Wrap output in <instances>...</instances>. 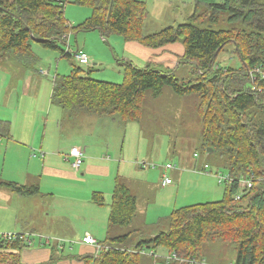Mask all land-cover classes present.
Segmentation results:
<instances>
[{
	"label": "trees",
	"instance_id": "1",
	"mask_svg": "<svg viewBox=\"0 0 264 264\" xmlns=\"http://www.w3.org/2000/svg\"><path fill=\"white\" fill-rule=\"evenodd\" d=\"M65 3L0 0V64L6 58L22 64L28 59L35 61L33 43L75 59L78 51L64 52L59 46L66 44L72 32L99 31L105 38L119 36L148 49L180 44V65L191 64L198 73L194 81L176 80L173 72L148 64L139 68L122 61L123 82L114 84L92 79L90 69L82 76V69L73 65L68 75H54L51 101L66 112L109 117L126 124L140 120L148 90L154 98L164 87L178 96L199 95L203 152L207 157L217 155L216 165L234 181L223 185L219 201L181 207L155 226L138 221L133 229L136 199L116 181L108 223L110 230H128L121 235L110 233L102 244L108 249L79 258L84 264H145L147 260L155 264L158 259L163 264H186L182 260L202 259L203 244L225 242L235 248L233 264H264V180L253 182L247 194L241 193L240 200H234L239 178H264V79L253 83L249 76L254 68L264 73V0H194V21H201L196 11L203 5L212 10L214 23L225 12L222 21L228 27L213 30L187 22L150 35L143 33L147 10L141 0H73V4L90 10V16L75 26L65 18ZM227 46H233L242 64L239 69L216 66L217 57ZM1 127L6 134L7 124L0 122ZM0 185L23 196L38 194L37 188ZM91 201L98 206L105 204L102 193L94 192ZM25 239L0 236V264H24L21 251L27 246ZM164 250L165 255L157 256ZM171 255L178 260L167 261Z\"/></svg>",
	"mask_w": 264,
	"mask_h": 264
},
{
	"label": "crops",
	"instance_id": "2",
	"mask_svg": "<svg viewBox=\"0 0 264 264\" xmlns=\"http://www.w3.org/2000/svg\"><path fill=\"white\" fill-rule=\"evenodd\" d=\"M65 1L66 3L63 4L64 15L72 26L81 23L90 16L88 8L73 5V0ZM100 37L106 45L112 47V42L107 43L112 36L105 38L100 34ZM119 43L115 42L114 44L120 46V58L139 68L151 64L153 61L159 65L172 64V69L177 68V58L183 52V48L177 44L160 49H148L124 40ZM172 46L177 47L178 53L170 51L173 49ZM110 50L113 59H117L118 55L115 49ZM76 51L84 52L90 57L89 53L77 46ZM172 55H175V60ZM33 56L35 61L28 59L25 64H18L11 60L12 58H6L0 64V122L6 123L8 127V129L6 127V134L2 127L0 128V184L12 183L38 190L36 195L23 196L0 185V236L10 234L16 235L18 238H26L25 243L30 248L33 245L31 239L33 234H43L52 237L60 251L61 257L55 264H84L80 258L84 255L94 254V248L83 243V238L86 235L91 236L102 246L109 237V232L112 235L124 232L119 228L110 230L108 223L111 193L116 181H120L126 186L136 199V217L133 218L130 229L137 228L136 222L138 221L147 226L154 225L152 221L145 223L144 214L138 210L135 189L123 181V178L132 175L125 172L127 171L126 167L129 166L128 170L134 172L135 169L144 170L145 164L141 161L143 162L142 166L138 163H135V167L132 166L131 160L125 161L124 154L113 149L110 145L113 142L111 133L116 130L122 131L124 142L129 123L122 124L113 118L87 115L83 112H66L54 104L51 101L54 76L50 81L47 80L51 68L47 67L45 70L41 69V66L36 67L39 58L34 53ZM58 65L59 63H56L57 68ZM99 65H103L102 60L93 64V66ZM256 70L257 68H254L253 83H256L261 77L260 72ZM113 78V80H120L121 77L117 75ZM103 119L106 127L113 126L114 128L104 136H99L98 126L102 127ZM138 145V150L144 149L146 144L143 138ZM73 147L80 148L83 152V163L78 169L72 167V158L69 157V151ZM110 150H115V153L109 157ZM139 156L138 159L143 158L141 154ZM166 165L172 166L171 164ZM166 165L162 167L164 171L175 170V168L165 170ZM162 168L152 165V170L147 174L152 177L159 173L157 169L161 170ZM207 170L208 166L205 163L197 167L194 174L209 178L210 176L207 175L216 178V175L220 174L217 171L212 174V171ZM174 173L178 174V172ZM180 177H183L182 173H180ZM256 179V182L264 180V178ZM163 180L164 177H161L159 186L153 185L149 183L146 176L145 193L153 194L155 188L165 192L166 190L163 188L172 186L173 181L171 184L163 186ZM150 181L152 182V179ZM130 182L132 181L130 180ZM197 182L198 179L194 178V183L197 184ZM217 184L224 185L219 184L218 181ZM193 190H195V195H198L197 197L214 196L210 189L193 188ZM168 191V197H175L171 203H167L173 209L167 211L170 208H166L165 212L171 213L179 208L176 207L177 200L187 199V195L179 197L180 191L174 188ZM94 192L103 194L104 206H98L91 201ZM248 192L249 190H247ZM164 198L165 195L159 196L162 204ZM209 202L210 200H205V203ZM154 216L157 218L156 223L168 217H160L156 213ZM60 240L68 241L70 246L73 245L77 250L76 254H67V258H65ZM166 252L164 250L157 256L161 257ZM51 254L52 251H48L47 246L40 243L36 249L21 251V262L24 264H46L50 260ZM146 254L152 259L149 253ZM161 261L158 259L155 264H163Z\"/></svg>",
	"mask_w": 264,
	"mask_h": 264
},
{
	"label": "rangeland",
	"instance_id": "3",
	"mask_svg": "<svg viewBox=\"0 0 264 264\" xmlns=\"http://www.w3.org/2000/svg\"><path fill=\"white\" fill-rule=\"evenodd\" d=\"M141 1L145 3L147 10V17L144 22L143 30L144 35H150L161 31L166 27L176 26L187 22L193 23L201 28L210 27L213 30H220L228 27L227 24L222 21L226 18L225 12L220 13V15L217 16L218 22L214 23L211 20L212 10H207L203 5H201L196 11L197 15H201V21H194L192 18V16L196 17L194 15V0ZM122 41V37L112 36L110 40L107 41V43H113L112 47H109L101 40L99 31H91L82 33L72 32L69 35L66 44L59 43L61 50L64 52H76L77 46L81 50H85L89 53L91 58L89 57L90 62L88 66H82L73 57H62L60 52L43 49L35 43L32 44V51L39 58L36 62V67L41 66V69L45 70L47 67L51 68L50 76L47 79L49 81L55 73L59 75H68L72 66L75 65V67L82 69V76H85L86 71L90 68V77L92 79L120 84L123 82V66L120 65L123 60L120 58L121 54H119L120 46H115L116 44L114 43H121ZM177 45L182 47L180 44ZM172 48L173 49L170 50L172 53H178L177 47L172 46ZM110 49H115L119 62L116 61L117 59H113ZM172 57L174 60L176 59L175 55H172ZM179 58H177L178 66L177 68L175 67L176 69L171 68L172 64L159 65L156 64L155 61L148 65H151V68L153 69L173 72V77L179 81L182 80L187 82L189 79L190 81L196 80L198 73L194 72L190 66L191 64L180 65ZM99 60L103 61V65L93 66V64H97V61ZM17 63L21 64V62ZM56 63H59L58 68L56 67ZM241 65L242 64L237 55L234 53L233 46H227L225 51L220 53L216 59V66H219L221 69H239ZM117 75H120V80H113V77ZM43 80L45 81L46 79ZM201 101L202 98L199 95L191 94L178 96L168 87H164L161 95L156 98H154L152 92L148 90L145 99L143 100L141 118L137 122H131L128 124L124 142L122 131L112 130L113 132L111 133V136L113 137V142H111L110 145H112L113 149L121 151V154H124V160H131L130 164L134 167L135 163H138L141 166L143 162L145 164L144 170L135 169L134 172L128 170L130 168L129 166L126 167L127 171L125 172L132 175L126 176L123 178V181L126 185H131L133 186V189H135L138 200V210L144 214L145 223H149L150 221L154 222V225L149 224V227L155 226V224L157 225V218L154 216L155 213L156 215H160V217H167L170 212H165L166 208H170L167 211L173 209L168 204L171 203L175 197H168L167 195L169 194L168 190H172V188L180 191L179 197L187 195V199L177 200L176 207L179 208L181 206L185 207L187 205L205 203V200L215 202L222 198L224 186L218 185L217 179L214 176L207 175L210 176L209 178L194 174V172L197 171V167H200L205 163L208 166L207 171H212V174H215L216 171L221 175L226 174L224 170L216 165L219 159L217 155L207 157L203 152L200 136L202 123L198 114ZM106 120L111 121L110 119ZM116 120L119 121L118 119ZM112 128L114 127H106L105 120L103 119L102 127L98 126L99 136H104ZM142 138L146 145H144L143 150H138V144ZM110 153L109 157L115 153V150H110ZM140 154L144 159H138ZM194 155H196V157H194ZM166 164H171L175 170L164 171L162 167ZM152 165L162 168V172L160 169H157L159 173L150 177V174H147V172L152 170ZM142 172H144V174H142ZM174 172H178V174L175 175ZM180 173L183 174L182 178L180 177ZM146 176L148 177L149 183H152L153 185L156 184L159 186L161 177L171 179L173 184L172 186H167L166 189L163 188V190H166L165 192H161L158 188H155L153 194L145 193L144 190L147 184L145 181ZM194 178H196V180L198 179L197 184L194 183ZM150 179H152V182ZM130 180L133 183L130 182ZM189 180L191 181L189 182ZM193 188L210 189L214 196H209V198L204 196L197 197L198 195H195V190H193ZM162 195H165L163 204L159 199V196ZM165 220L167 219L165 218ZM125 229L128 230L127 228ZM125 229L120 230L125 231ZM26 235L32 236L30 234ZM31 239L33 240L32 247L28 248L27 246L24 247L23 250L30 251L31 249H36L41 243L42 245L47 246L48 251H52L51 258L46 264H55L59 260L61 257L60 251L57 249L56 242H54L55 240L52 237L34 233ZM60 241V246L63 247V255L65 258H67V254H76L77 250L73 245L70 246L68 241ZM201 252V257L205 259L207 264H233L236 254L233 244L225 242L205 243L202 246ZM148 263L147 261L145 262V264Z\"/></svg>",
	"mask_w": 264,
	"mask_h": 264
},
{
	"label": "built area",
	"instance_id": "4",
	"mask_svg": "<svg viewBox=\"0 0 264 264\" xmlns=\"http://www.w3.org/2000/svg\"><path fill=\"white\" fill-rule=\"evenodd\" d=\"M75 60L82 66H88L90 60L89 57L86 53L83 52H77L75 54ZM257 72H260L261 75V79H264V73L261 71L260 68H257L256 70ZM250 78L253 80V72L250 73ZM69 157L72 158V167L74 169H78L80 167V165L83 163V152L81 151L80 148L77 147H73L70 149L69 151ZM169 169H173L172 166L170 165H166V170ZM216 179L218 181L219 184H230L231 182L233 183V178L231 176L227 175H221V174H217L216 175ZM259 180V179H258ZM257 179L253 178L252 176L249 177H242L239 178L236 181L239 193L235 196L234 200L239 201L240 200V195L241 193H245L247 194V190H250L253 187V182H256ZM171 180L168 178H164V180L162 181L163 186L169 185L171 184ZM4 238L7 239H15L17 238L16 235H4ZM21 237H19L18 239H20ZM83 243L87 244V245H91L94 249V255H97L101 250L103 249H108L107 247H103L101 245H99L91 236L86 235L83 238ZM167 261L169 260H178V257L176 255H171L170 257L166 258ZM186 263V264H207V262L205 260H182V263Z\"/></svg>",
	"mask_w": 264,
	"mask_h": 264
},
{
	"label": "water",
	"instance_id": "5",
	"mask_svg": "<svg viewBox=\"0 0 264 264\" xmlns=\"http://www.w3.org/2000/svg\"><path fill=\"white\" fill-rule=\"evenodd\" d=\"M210 151V149H208V152Z\"/></svg>",
	"mask_w": 264,
	"mask_h": 264
},
{
	"label": "clouds",
	"instance_id": "6",
	"mask_svg": "<svg viewBox=\"0 0 264 264\" xmlns=\"http://www.w3.org/2000/svg\"><path fill=\"white\" fill-rule=\"evenodd\" d=\"M69 37V36H68Z\"/></svg>",
	"mask_w": 264,
	"mask_h": 264
}]
</instances>
